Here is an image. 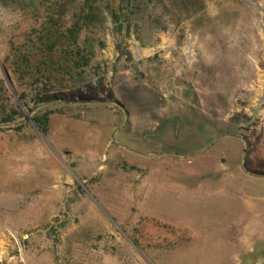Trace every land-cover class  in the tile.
<instances>
[{
  "label": "rangeland",
  "instance_id": "1",
  "mask_svg": "<svg viewBox=\"0 0 264 264\" xmlns=\"http://www.w3.org/2000/svg\"><path fill=\"white\" fill-rule=\"evenodd\" d=\"M137 3L99 5L57 85L94 102L0 130V264H264V0ZM24 31L0 5V111Z\"/></svg>",
  "mask_w": 264,
  "mask_h": 264
},
{
  "label": "trees",
  "instance_id": "2",
  "mask_svg": "<svg viewBox=\"0 0 264 264\" xmlns=\"http://www.w3.org/2000/svg\"><path fill=\"white\" fill-rule=\"evenodd\" d=\"M104 0H0V5L17 14L28 31H24V48L16 52L15 61L22 92L17 88L10 96L9 105H3L0 111V123L15 124L25 119V113L32 114L34 127L43 136H47L51 118L63 114L62 108L68 104L94 102L89 93L69 97L60 92L57 85L73 80L74 74L86 69L91 62L90 52L82 47L84 32L100 21L99 5ZM124 1V0H123ZM142 3L144 7L153 6L161 12L171 15L175 7L187 0H128ZM137 3L133 10L141 11ZM60 47H64L61 50ZM12 66V65H11ZM79 76V75H78ZM30 78V81H27ZM30 86L33 95H27ZM24 88V89H23ZM10 100L12 103H10ZM51 105L54 109H48ZM28 122L13 128H1V131L21 133L29 127ZM34 135L20 136L19 142L29 144Z\"/></svg>",
  "mask_w": 264,
  "mask_h": 264
},
{
  "label": "water",
  "instance_id": "3",
  "mask_svg": "<svg viewBox=\"0 0 264 264\" xmlns=\"http://www.w3.org/2000/svg\"><path fill=\"white\" fill-rule=\"evenodd\" d=\"M5 75H6V78L8 79L9 83H11L10 81V77L8 75V73L5 71ZM30 121V117L29 116H26L25 119L19 123H15V124H2L0 123V128H13V127H16L18 125H21L23 123H26V122H29Z\"/></svg>",
  "mask_w": 264,
  "mask_h": 264
},
{
  "label": "crops",
  "instance_id": "4",
  "mask_svg": "<svg viewBox=\"0 0 264 264\" xmlns=\"http://www.w3.org/2000/svg\"><path fill=\"white\" fill-rule=\"evenodd\" d=\"M42 152H44V155H45V149H43V151ZM40 153H41V151H40Z\"/></svg>",
  "mask_w": 264,
  "mask_h": 264
}]
</instances>
